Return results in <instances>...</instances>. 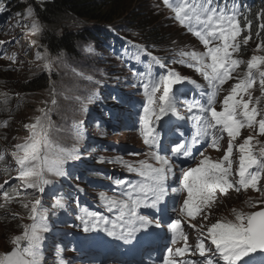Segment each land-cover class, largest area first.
Wrapping results in <instances>:
<instances>
[{
  "label": "snow or ice",
  "instance_id": "snow-or-ice-1",
  "mask_svg": "<svg viewBox=\"0 0 264 264\" xmlns=\"http://www.w3.org/2000/svg\"><path fill=\"white\" fill-rule=\"evenodd\" d=\"M163 4L171 9L175 20L198 38L205 49L204 52L181 51L179 53L181 59L174 60L173 63L194 68L208 82L213 91L211 95L205 94L207 99L203 103L194 98L191 103L186 104L188 112L191 113L194 108L198 110V115L195 117H187L197 122V131L191 140L184 142L177 140L165 145L162 142L161 131H157L156 125L160 124L162 118L169 114L178 119H185L181 116L178 107L184 102L173 94V85L184 82L186 78L174 69L168 68L166 63L152 56L147 49H140L151 58L153 64L168 69L167 73L160 75L158 79L150 82L141 80L139 83L147 100V104L143 106V115L140 117L143 142L153 149L152 159L159 166L141 162L143 170H139L138 174L143 180L136 185L124 180H115L116 185L129 189L119 198L100 194L99 198L105 203L107 210L117 212L116 220L109 221L106 217L96 213L86 214L92 219L81 217L84 232L101 230L100 226L105 225L102 230L108 236L124 243H130L136 239L135 234L138 231L153 226L161 227L160 219L140 214L141 208L161 210V204L169 196L170 186L167 181L175 173L170 158L161 153L168 152L173 157H191L195 145L201 143V136L205 139L211 136L208 146L219 149V140L223 139L222 134L226 132L229 138L228 145L220 160L213 162L204 155V152H200L202 159L197 166L182 170L179 179V185L182 187L171 189L173 193H179L181 190L187 193L180 208V216L186 212L187 216L195 219L199 213L204 220H207L208 214L205 209H212L217 193L227 195L230 189L240 192L241 189L251 188L264 192V183H261L264 181V146L259 148L258 155H256L253 152L254 145L250 143L253 136L250 135L244 139L243 143L238 145L240 155L235 174L231 158L234 141L240 135L242 128L253 129L258 126L259 134L264 136V113L255 105L250 107L253 101L250 90L256 84L257 79L261 94L264 96V70H261V66L264 65V55L251 57L247 62L245 76L239 79V82L234 84L229 94L224 97L222 110L218 112L214 107L221 86L232 79V73L244 63L234 58L233 53L239 52L241 44L247 45L252 39V19L241 9L237 0H163ZM4 11H6L5 7L0 4V12ZM16 16L21 17L22 13L17 12ZM23 18L24 20L32 18L30 25H23L29 28L32 34L41 32V25L35 19L34 9L30 5L23 14ZM241 18L244 22L243 27H241ZM257 18L260 23L255 35L261 37L264 34V11L258 13ZM20 23L18 20V26ZM243 32H247L248 35H245L241 41L238 38ZM4 44L5 41H0V45ZM134 47L138 46L134 45ZM257 50H264V39L257 44ZM86 51L91 53L94 50L88 47ZM37 58L44 59L39 53H37ZM44 68L50 70V63L46 61ZM137 75L143 76L144 74L137 73ZM189 82L195 85V81ZM161 85L163 86L162 92L157 97V92L161 91ZM245 95L248 96L247 100L244 99ZM50 96V103L53 107L41 109V115L35 117L34 123L24 125L30 135L24 143L16 144V150L11 153L15 165L18 166L16 179L23 182L25 190L32 189L40 194L45 193L47 186L54 184L53 178H70L71 173L65 165L81 155L76 150L73 152L51 150L53 143L50 138L53 128L51 113L58 101L55 90L50 93ZM238 96L239 99H237ZM255 103L259 104L260 98H257ZM152 116L155 117V121L151 119ZM258 116L261 118L257 119ZM78 123L83 124V121ZM6 124L7 122L5 126ZM97 124L99 125V121ZM210 129H217L221 135L212 134ZM176 132L180 137L184 136L179 125L176 126ZM4 159V154L0 152V162ZM98 162H103L102 158ZM125 167L129 172L137 171L132 165H125ZM7 183L5 181V184ZM4 188L5 185H0V192L6 199H10L9 193ZM77 191L81 189L77 188ZM23 207L28 209L29 203H24ZM53 207L59 209L65 207L62 195L54 196ZM180 216L167 223L171 231L172 246L167 248L162 264H264V209L251 213L237 212L235 222L211 223L206 228V232L204 231L205 226L201 225L200 234L194 245L188 243V235L183 231ZM28 218L33 223L21 225L22 233L10 241L13 245L11 251L0 254V264H43L44 233L50 229L47 224V210L44 209L41 198H36L31 202ZM188 226L195 228V225L189 224ZM180 241H183L182 246L175 247ZM63 251V248L59 249L56 264H70L63 257ZM186 256L195 258L177 259V257Z\"/></svg>",
  "mask_w": 264,
  "mask_h": 264
},
{
  "label": "rangeland",
  "instance_id": "rangeland-1",
  "mask_svg": "<svg viewBox=\"0 0 264 264\" xmlns=\"http://www.w3.org/2000/svg\"><path fill=\"white\" fill-rule=\"evenodd\" d=\"M13 1L15 2V0ZM143 2L156 18V22L167 27L172 38H175L171 43V47L168 48V51L165 47L168 42L162 43L159 49L161 52L157 53L152 50L151 45H147L139 39H136L135 34L127 32L130 37L125 35L120 37L123 44L117 52L111 50L104 56H97L95 45L97 42L86 40L79 45L80 55L78 56L76 54L78 57H76L75 54L67 53H60L54 56L48 53L43 46V34L45 30L35 13L34 17L41 25V32L34 35L29 28L23 26L25 24H31L32 18L28 20H24L23 18L26 9L29 5L31 6L29 0H20V4L25 6L21 17L9 14L11 16L5 18L2 12H0V41H5L4 45H0V69L6 67L9 72L8 74L12 76L14 81L18 84L36 76L40 72H44L51 76L53 79L51 92L55 90L59 108H63L61 110L64 113L60 124L54 123L57 122L54 120L55 114L51 113L53 122V128L50 133V138L53 141L51 150H63L64 152H73V150H76L81 154L78 158L69 161L65 165L66 169L71 173L67 185H57L60 183L61 178H53L55 181L54 184L47 186L44 194H40L38 191L32 189L25 190L23 182L16 179L18 176V166L15 165L11 153L16 150V144L24 143L29 137L30 132L24 128V125L34 123L35 117L41 115V109L47 108L44 100L51 97L49 95L51 92L49 91L47 95L42 94L43 96L41 95L40 99L37 101H32L31 97L27 98L20 106L14 107L15 110L10 118L8 117L2 121L0 124V126H2V129H0V152L4 154L8 167H4L2 163H0V185H5L4 190L9 193L10 199H6L3 193L0 192V205H3L1 208L5 210L7 215L11 214L13 218H10V221H6L8 222L7 225H9V232L6 230L8 235L3 230V225L1 224V219L3 217L0 218V254L11 251L13 245L10 241L15 236L22 233L23 228L21 225H30L33 223L28 217L31 202L36 198L42 199L43 207L47 210V224L50 229L48 232L44 233V241L42 244L44 256L43 264H56L59 250L56 251L55 245L58 243L61 236H67L65 234H60V232H66L67 228L71 230V227L68 226L75 224L74 222L77 219L76 210L83 211V217L85 218L86 212L81 209L78 203L88 205L90 208L91 204H93V213L107 218V213L110 212L99 197L101 193L108 197L115 196L118 192L117 185H113L112 192L108 194L103 191L96 193L91 186L85 183L81 185L78 184L77 180L72 179V177H77L78 165L85 162L90 164V166H95L93 169L87 170V172H82L84 177H87L89 173L99 172L96 167L103 169L104 173L113 171V169L117 167L122 174L120 176L122 178L133 172H129L125 165H132L139 170L143 169L141 162L144 164H154V160L152 159L153 149L143 142V129L140 117L143 115V106L147 104V100L143 95V88L139 86V83L141 80L150 82L158 79L160 75L166 74L168 69L153 64L151 58L140 51V49H147L148 52L152 53V56L166 63L168 68L174 69L182 77L186 78L184 82L180 83L179 88L173 91V94H175L180 101L184 102L179 104L178 107L181 116L185 117V119H178L171 114L163 117L160 124L156 125L157 131H161L162 142L165 145L171 144L177 140L182 142V137L178 138L179 135L176 132L177 125L180 126V130H182L184 135L188 134L189 138L196 133V120L188 119L187 117H195L198 115V110L194 108L190 113L187 111L186 104L191 103L194 98L203 103L207 99V95H211L213 89L194 68L179 63H173V61L181 59L179 55L181 51L204 52L205 49L198 38L188 32L185 26L180 25L179 22L175 20L174 13L169 7L163 4V0H143ZM18 20L21 22L19 26L17 24ZM119 24L122 25V23H117L116 26L119 27ZM78 27L79 26L72 25L70 28L75 29ZM176 30L183 32L181 33L182 35L177 33ZM245 35H248V33L243 32L238 39L242 41ZM255 36L256 35L252 32V39L249 40L248 44H241L240 51L233 53L234 58L242 60L244 63L240 64L236 71L232 73L233 78L229 79L221 86L214 105L218 112L222 110V101L224 97L229 94L231 87L245 76L247 72V62L251 57L253 55H264V50H257V43H254L256 42ZM134 45L138 47H134ZM88 47H91L94 51L91 53L86 51ZM122 49H125V51H122ZM37 53H39L41 57H44V59H38ZM94 58L97 59L96 64L99 67L95 65V68H93V66L89 65L91 61L94 62ZM106 59H109L110 62L105 61ZM46 61L51 65L50 70L44 68ZM150 64L155 66V68L153 67L154 73H156L154 76L150 71ZM261 70H264V65L261 66ZM78 71L80 73H78ZM253 71L255 73V70ZM137 73H143L144 75L140 76L137 75ZM124 75H128L129 77L127 81L125 80V83L127 82L126 84L122 83L123 81L121 82L119 77ZM88 77H91L89 82L87 81ZM112 78L116 80L112 82L110 80ZM189 81H195V85L202 86L197 88ZM80 86H93V88L88 90L90 88ZM122 86H124L123 89H115L111 95V88ZM162 87L161 85V91L157 92V97L161 94ZM81 89H85L86 92L77 96L80 101L72 100L70 98L72 95L71 93L78 92ZM2 92L4 93V91ZM250 92L253 97L250 107L255 105L264 113V96H262L259 89L258 79ZM257 98H260L259 104L255 103ZM237 99H239V96ZM244 99L247 100L248 96L245 95ZM71 111L77 114L79 118L77 122H71L73 120L70 115ZM260 118V116L257 117V119ZM151 119L155 121L154 116H152ZM79 121H83L84 123L79 124ZM98 121L99 125L97 124ZM5 122H7L6 126ZM161 125H163V129H161ZM209 131L214 135H221L217 129H210ZM169 134L171 136L168 138ZM4 135H6L5 139L3 137ZM222 135L223 139L219 140V149L212 148V150H201L204 152V155L209 157L213 162L220 160L227 148L229 138L226 132ZM250 135L253 136V140L250 143L254 145V154L258 155L259 148L264 146V136L259 134L258 126L253 129L247 127L242 128L240 135L234 141L233 154L231 157L233 160L234 174L238 167L240 155L238 145L243 143L244 139ZM208 139H211V136H209ZM257 141L259 143H257ZM165 153L168 152H163L161 155H165ZM101 158L103 162H98ZM200 159H202V157H200ZM200 159L198 161H200ZM198 163L199 162L195 163L194 167H196ZM235 178L238 179V177ZM89 180L94 181L93 178H89ZM5 181L8 183L5 184ZM128 182L132 185L139 184L133 179L132 181L128 180ZM261 183H264V181ZM64 188H70L72 192L79 195H68V199H65V207L57 210L58 208L53 207L54 196L59 195ZM77 188L81 189V191H77ZM126 191H129V189L125 188V192ZM17 193H19V195H17ZM216 197L218 198H216V202L212 209H205V212L208 214L207 220H204L203 216L199 213L196 215L195 219L187 216L186 212L183 216H180L173 199L166 203L167 206L161 204V210L159 211L156 209L141 208L140 214L148 216L149 218L160 219L161 227L156 228L153 226L141 230L143 232H152L150 235L147 233H140V235L144 236L146 234L157 239L162 236L163 232L164 234L167 232V223H170L171 219H176L180 216L182 226L188 231V243L194 245L200 234L201 225L205 226L204 231L206 232V228L210 226L211 223L217 221L235 222V215L237 212L251 213L264 209V203H262V201H264V192L256 191L251 188L247 190L241 189L240 192L230 189L227 195L217 193ZM24 203H29L28 209L23 207ZM168 215L170 218L165 219ZM88 218L90 217L86 215V219ZM189 224L195 225V228L189 227ZM76 226H81V223H76ZM81 228H83V226H81ZM69 232L68 236L71 235L72 231ZM94 232H97V230H94ZM92 240L95 245L109 246L114 238L107 234H103L100 237H93ZM60 248L64 249L63 257L69 261L70 264H88V260L86 262L81 261L75 257L65 245H61Z\"/></svg>",
  "mask_w": 264,
  "mask_h": 264
},
{
  "label": "trees",
  "instance_id": "trees-1",
  "mask_svg": "<svg viewBox=\"0 0 264 264\" xmlns=\"http://www.w3.org/2000/svg\"><path fill=\"white\" fill-rule=\"evenodd\" d=\"M29 2L34 9L36 17L44 26L43 46L48 53L54 56L60 53L77 54L79 56V45L86 40L97 42L95 43L97 49L96 55L104 56L111 50L117 51L120 48L122 43L120 37L122 35L130 37L127 32L135 34V38L143 43L151 45L152 50L157 53L161 52L159 49L162 43L168 42L165 45L168 51L171 43L175 40V38H172L167 27L156 22V18L148 10L143 0H42V2L29 0ZM237 3L245 14L252 19V32L255 34L260 23L257 14L264 11V0H237ZM0 4L6 9V11L2 12L5 18H9L11 16L9 14L16 15L17 12L23 14L25 9V6L20 4V0H15V2L13 0H0ZM117 23H122V25L119 24V27H117ZM72 25L79 27L75 29L70 28ZM243 26L244 22L242 19L241 27ZM176 32L183 33L180 30H176ZM261 39H264V34L261 37L255 36L256 42L254 43H260ZM77 55L76 57H78ZM93 61L89 65L93 66V68H95V65L99 67L96 64L97 59L94 58ZM105 61L110 62L109 59ZM5 68L0 69V124L4 119L12 116L15 106H20L24 100L30 97L32 101H37L42 94L47 95L49 91L51 92L53 87V79L49 74H45L44 72H40L36 76L18 84L8 74L7 68ZM78 73L80 72L78 71ZM119 77L120 81H123L122 83H125V80L127 81L129 78L128 75ZM110 80L113 82L116 79L112 78ZM87 81L89 82V79ZM80 87L90 88L88 90L93 88V86ZM85 92V89H81L78 92L71 93L70 98L72 100H79L77 96ZM50 99L51 97L43 99L47 108L53 107ZM61 109L57 104L52 112L55 114L54 120L57 121L54 122L55 124H60L64 116ZM70 115L73 119L72 123L79 120L74 111H71ZM0 129H2V126H0ZM3 137L5 139L6 135ZM0 163L4 167H8L6 158ZM89 177L97 180L108 178L98 172L91 173ZM87 181L90 183L89 180ZM87 181L81 180V183ZM94 184L97 185L98 181L94 182ZM1 217H3L1 219L3 230L9 232V225H7L8 222L6 221H10V218H13L12 215H7L5 210L0 207Z\"/></svg>",
  "mask_w": 264,
  "mask_h": 264
},
{
  "label": "bare ground",
  "instance_id": "bare-ground-1",
  "mask_svg": "<svg viewBox=\"0 0 264 264\" xmlns=\"http://www.w3.org/2000/svg\"><path fill=\"white\" fill-rule=\"evenodd\" d=\"M194 42H195V41H194ZM186 195H187V193H186V191H184L183 194H182V196H181V200H182V201L186 198ZM216 198H218V197H216ZM182 201H181L180 206H182ZM219 220H220V219H219Z\"/></svg>",
  "mask_w": 264,
  "mask_h": 264
},
{
  "label": "water",
  "instance_id": "water-1",
  "mask_svg": "<svg viewBox=\"0 0 264 264\" xmlns=\"http://www.w3.org/2000/svg\"><path fill=\"white\" fill-rule=\"evenodd\" d=\"M178 86H179V83H178V84H175V85H173V90H175L176 88H178Z\"/></svg>",
  "mask_w": 264,
  "mask_h": 264
}]
</instances>
